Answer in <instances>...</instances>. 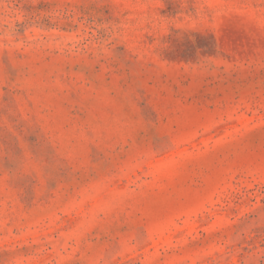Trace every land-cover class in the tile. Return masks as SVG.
Segmentation results:
<instances>
[{
	"label": "rangeland",
	"instance_id": "374dc122",
	"mask_svg": "<svg viewBox=\"0 0 264 264\" xmlns=\"http://www.w3.org/2000/svg\"><path fill=\"white\" fill-rule=\"evenodd\" d=\"M0 264H264V0H0Z\"/></svg>",
	"mask_w": 264,
	"mask_h": 264
}]
</instances>
